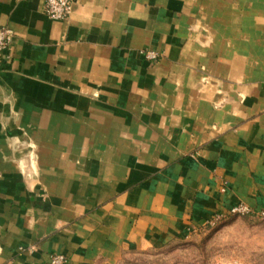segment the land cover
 Instances as JSON below:
<instances>
[{"label":"crops","instance_id":"1","mask_svg":"<svg viewBox=\"0 0 264 264\" xmlns=\"http://www.w3.org/2000/svg\"><path fill=\"white\" fill-rule=\"evenodd\" d=\"M0 22V264H122L238 204L260 219L264 0H0Z\"/></svg>","mask_w":264,"mask_h":264},{"label":"rangeland","instance_id":"2","mask_svg":"<svg viewBox=\"0 0 264 264\" xmlns=\"http://www.w3.org/2000/svg\"><path fill=\"white\" fill-rule=\"evenodd\" d=\"M246 215L219 216L206 230L122 264H264V218Z\"/></svg>","mask_w":264,"mask_h":264},{"label":"built area","instance_id":"3","mask_svg":"<svg viewBox=\"0 0 264 264\" xmlns=\"http://www.w3.org/2000/svg\"><path fill=\"white\" fill-rule=\"evenodd\" d=\"M44 12L49 18L53 19H66L72 12V0H43ZM11 40V32L9 29L0 22V53L5 54L9 50ZM251 209L244 204H238L228 210V214L245 215L249 214ZM259 216L264 218V207L259 211ZM219 220L217 215L210 223ZM67 258L60 253H51L48 255L46 264H66Z\"/></svg>","mask_w":264,"mask_h":264}]
</instances>
